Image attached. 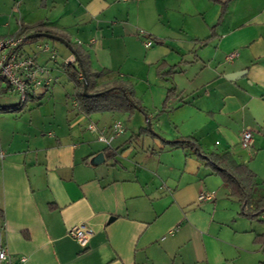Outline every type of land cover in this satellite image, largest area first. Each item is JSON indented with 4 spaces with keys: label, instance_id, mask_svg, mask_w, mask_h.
Returning <instances> with one entry per match:
<instances>
[{
    "label": "crops",
    "instance_id": "obj_1",
    "mask_svg": "<svg viewBox=\"0 0 264 264\" xmlns=\"http://www.w3.org/2000/svg\"><path fill=\"white\" fill-rule=\"evenodd\" d=\"M2 18L0 37L38 24L62 35L90 71H108L96 87L128 81L144 110L79 112L73 92L56 87L74 54L54 41L50 60L37 48L44 40L25 43L54 82L20 111L0 112V245L11 259L264 264V212L241 214L194 148L142 133L149 121L163 139L192 137L204 154L229 153L254 174L253 198L264 194V0H0ZM3 88L1 98L10 93L0 79ZM124 116L122 134L109 145L97 140ZM98 152L103 161L92 164ZM200 192L212 196L198 201ZM74 225L90 232L84 248L68 235Z\"/></svg>",
    "mask_w": 264,
    "mask_h": 264
},
{
    "label": "trees",
    "instance_id": "obj_2",
    "mask_svg": "<svg viewBox=\"0 0 264 264\" xmlns=\"http://www.w3.org/2000/svg\"><path fill=\"white\" fill-rule=\"evenodd\" d=\"M33 32H48L54 35H59L49 29L43 28L41 24H38L31 30L21 26L16 35L25 37ZM59 36L64 38L62 35ZM41 39L46 38L24 39L23 42H33ZM70 45L74 51L76 63H61L60 67L74 85L73 98L79 112L87 115L103 111H118L128 114L133 113L135 110L144 112L143 107L134 97L132 86L128 81L114 79L111 81L110 85L99 88L96 87L95 81L101 76L107 74L108 71H90L87 68L86 54L76 48L72 43H70ZM83 77L86 79L87 93H95V96L87 97L83 95ZM1 90L0 95L4 96L6 94V89L3 88ZM172 93L173 89L167 91L166 97L162 103V109L166 108V102ZM33 99L34 97H31L28 100ZM25 102L19 101L11 105H0V112L20 111ZM149 128L146 127L142 129V133L154 135L151 126ZM159 140L163 145H168L170 147L190 146L194 148L195 152L200 157L204 158L206 164H208L213 171L221 177L223 182L227 184L229 194L234 196L241 205V214L250 218H255L260 213L264 212V194L259 195L256 198H253L252 196L256 185L254 174L244 164L236 163L229 153L220 154L212 152L204 154L200 151L198 144L192 137H180L176 140H166L159 137ZM255 239L257 240V238Z\"/></svg>",
    "mask_w": 264,
    "mask_h": 264
},
{
    "label": "built area",
    "instance_id": "obj_3",
    "mask_svg": "<svg viewBox=\"0 0 264 264\" xmlns=\"http://www.w3.org/2000/svg\"><path fill=\"white\" fill-rule=\"evenodd\" d=\"M24 36L11 35L0 37V79L6 83L9 93H16L20 102H25L29 98L36 95L41 89L49 88L54 82L50 72V68L46 64L39 63L35 56L24 50ZM152 41L145 40L144 45L150 46ZM37 48L47 53L50 60L57 58V52L52 48L47 40L37 44ZM235 55L230 53L226 58L231 59ZM71 61H66L71 63ZM90 130L96 131L97 127L94 123L88 125ZM124 132V126L121 121L114 120L107 127L97 133V140L109 145L110 142L118 135ZM251 133L244 130L240 137V145L247 147L250 143ZM212 195L207 192H200L198 201L210 198ZM71 236L80 247H86L90 232L82 225H74L68 230ZM25 256H19L11 259L6 249L0 245V264H22Z\"/></svg>",
    "mask_w": 264,
    "mask_h": 264
},
{
    "label": "rangeland",
    "instance_id": "obj_4",
    "mask_svg": "<svg viewBox=\"0 0 264 264\" xmlns=\"http://www.w3.org/2000/svg\"><path fill=\"white\" fill-rule=\"evenodd\" d=\"M4 24H6L5 23V19H1L0 20V28H2L1 26L2 25H4ZM9 24L10 25H13V21H11L10 19H9ZM41 40H47L48 42H49V44H53L54 43V41H52V40H49V39H41ZM57 43V42H56ZM59 47H60V44L58 43L57 44ZM23 48H24V50H26L27 52H29V53H31V54H33V52H32V50H33V48H31L30 47V44H24V46H23ZM34 51V50H33ZM65 77H66V80H65V82L63 83V79L61 80L60 79V86H56L57 87V89H58V93L59 94H62V96L63 95H66L68 92L70 93H72L73 92V88H74V85H73V83H72V81H70L68 78H67V76L65 75ZM58 82V83H59ZM63 85V86H62ZM41 91H43L42 89L39 91V92H41ZM56 93V92H55ZM11 98H15V99H17V102L19 101L18 100V95L15 93H10V94H7L6 95V97L5 98H1L0 97V100L1 99H4V100H9V99H11ZM34 100V99H33ZM33 100H28V101H26L25 102V104L23 105V107L24 106H26L27 104H30L31 103V101H33ZM34 102V101H33ZM36 102V101H35ZM32 104H34V103H32ZM36 104V103H35ZM95 114V113H94ZM96 116H94V118H92L94 121L96 120ZM121 120L125 123L123 126L124 127H128V118H127V116H124V117H121ZM123 124V123H122ZM146 125H147V122H146ZM151 130H152V128H151Z\"/></svg>",
    "mask_w": 264,
    "mask_h": 264
},
{
    "label": "water",
    "instance_id": "obj_5",
    "mask_svg": "<svg viewBox=\"0 0 264 264\" xmlns=\"http://www.w3.org/2000/svg\"><path fill=\"white\" fill-rule=\"evenodd\" d=\"M40 37H44L46 39L59 42L62 45H64L72 54H74V51H73L70 43L67 42L65 39H63L62 37H60L58 35H54V34H51V33H48V32H33V33H30V34L26 35L24 37V39H32V38H40ZM82 93H83V95H85L87 97H91V96H95L96 95L95 93H87L85 77H83ZM146 127H148V128L150 127V122L149 121H147ZM151 136H155V137H157L159 139V136L157 134H155V133H154V135H151ZM102 161H103V153L102 152H98L90 160V162L92 164H99Z\"/></svg>",
    "mask_w": 264,
    "mask_h": 264
}]
</instances>
